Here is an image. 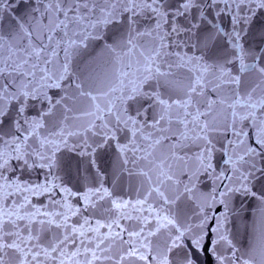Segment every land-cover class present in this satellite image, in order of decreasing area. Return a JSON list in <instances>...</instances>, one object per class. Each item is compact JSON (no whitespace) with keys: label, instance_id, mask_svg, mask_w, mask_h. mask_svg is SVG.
<instances>
[{"label":"snow or ice","instance_id":"obj_1","mask_svg":"<svg viewBox=\"0 0 264 264\" xmlns=\"http://www.w3.org/2000/svg\"><path fill=\"white\" fill-rule=\"evenodd\" d=\"M0 264H264V0H0Z\"/></svg>","mask_w":264,"mask_h":264},{"label":"water","instance_id":"obj_2","mask_svg":"<svg viewBox=\"0 0 264 264\" xmlns=\"http://www.w3.org/2000/svg\"><path fill=\"white\" fill-rule=\"evenodd\" d=\"M108 160H109V157L108 156L102 157L101 160H100L101 166L102 167L106 166L107 163H108ZM73 183H75V181H73ZM247 220H248L249 225H251V223H252L251 216H248L247 217ZM252 239H253V237H252V234H251V229H249V234L247 236L246 243L252 242Z\"/></svg>","mask_w":264,"mask_h":264}]
</instances>
